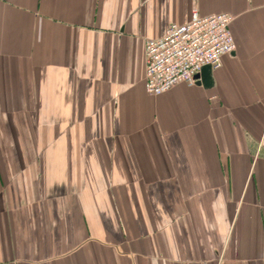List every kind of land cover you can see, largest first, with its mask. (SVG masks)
Segmentation results:
<instances>
[{
  "label": "crops",
  "instance_id": "0c3cea01",
  "mask_svg": "<svg viewBox=\"0 0 264 264\" xmlns=\"http://www.w3.org/2000/svg\"><path fill=\"white\" fill-rule=\"evenodd\" d=\"M194 8L235 50L145 93ZM0 264H264V0H0Z\"/></svg>",
  "mask_w": 264,
  "mask_h": 264
},
{
  "label": "built area",
  "instance_id": "2783aa9c",
  "mask_svg": "<svg viewBox=\"0 0 264 264\" xmlns=\"http://www.w3.org/2000/svg\"><path fill=\"white\" fill-rule=\"evenodd\" d=\"M230 13L200 15L194 8L184 24H170L165 33L144 41L145 93L158 96L177 84L195 85L204 66L219 69L222 57L235 50Z\"/></svg>",
  "mask_w": 264,
  "mask_h": 264
},
{
  "label": "water",
  "instance_id": "95a60500",
  "mask_svg": "<svg viewBox=\"0 0 264 264\" xmlns=\"http://www.w3.org/2000/svg\"><path fill=\"white\" fill-rule=\"evenodd\" d=\"M209 72H210L209 67H208V66H204V67L201 69V71H200L198 74H196V77H197L198 79H201V82H202V83H206V81H207V79H208V77H209Z\"/></svg>",
  "mask_w": 264,
  "mask_h": 264
}]
</instances>
